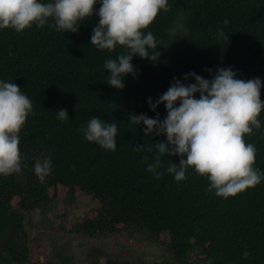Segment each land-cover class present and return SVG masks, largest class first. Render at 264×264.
<instances>
[{
    "label": "trees",
    "instance_id": "obj_1",
    "mask_svg": "<svg viewBox=\"0 0 264 264\" xmlns=\"http://www.w3.org/2000/svg\"><path fill=\"white\" fill-rule=\"evenodd\" d=\"M97 22L93 13L78 21L77 32H58L48 24L19 33L0 30V80L16 83L32 104L19 132L21 173L0 176V262L31 260L27 230L11 199L21 197L45 218L52 203L47 189L60 184L88 186L99 196V215L86 219L80 232H113L119 224L141 242H155L163 233L168 245L178 249L176 264H195L193 255H203L202 264H264V179L224 198L208 191L207 178L191 169L184 180L175 181L165 169L167 160L178 163L179 157L167 155L158 169L163 174L154 178L146 167L153 162L155 142L166 136H144L142 123L136 127L128 122L133 113L155 117L158 112L162 119L164 105L153 112L148 97L155 101L173 77L195 72L210 78L207 69L214 73L217 67H233L240 79L260 77L264 101V0H167V10L159 11L145 29L159 44L158 62L134 56L136 75H126L120 90L104 82L103 64L124 49L117 46L110 52L91 45ZM218 29L226 33L224 38L218 37ZM187 82L194 81L189 77ZM61 108L69 119L56 118ZM92 116L117 124L115 151L84 139L79 129ZM258 119L261 128L244 140L255 146L253 167L264 173V110ZM144 145L152 150H137ZM44 157L52 168L40 182L33 164ZM112 264L139 263L125 259Z\"/></svg>",
    "mask_w": 264,
    "mask_h": 264
},
{
    "label": "clouds",
    "instance_id": "obj_2",
    "mask_svg": "<svg viewBox=\"0 0 264 264\" xmlns=\"http://www.w3.org/2000/svg\"><path fill=\"white\" fill-rule=\"evenodd\" d=\"M99 4L95 9L94 5ZM167 10V0H0V30L11 28L21 32L35 25L48 24L58 32H77L78 21L98 17L92 28L90 44L98 50L113 51L122 46L123 52L114 59H106L107 85L117 90L125 86V76L135 77L136 69L131 63L134 56L158 62L159 45L148 28L157 13ZM51 20V23H49ZM228 23L227 20L224 21ZM218 37L226 33L218 29ZM210 78L195 72L173 77L166 91L153 101L147 98L149 109L155 112L163 104L166 115L161 119L146 113L128 114V122L141 129L144 136H166L154 144L153 162L146 171L159 178L163 173L162 156H178L179 162L167 160L165 171L177 182L186 178L191 169L209 181L207 190L217 196H235L264 179V173L253 167L255 146L245 143L244 135L261 128L259 114L264 110L260 98V77L238 78L233 67H217ZM189 77L194 82H187ZM198 94V95H197ZM32 112L30 99L14 82L0 80V176L20 174L22 157L19 150V132ZM56 112L60 121L69 119L67 111ZM85 140L101 148L115 151L118 128L115 122H107L92 116L79 129ZM137 150L150 147L137 146ZM50 158L38 159L33 172L44 182L51 172Z\"/></svg>",
    "mask_w": 264,
    "mask_h": 264
},
{
    "label": "rangeland",
    "instance_id": "obj_3",
    "mask_svg": "<svg viewBox=\"0 0 264 264\" xmlns=\"http://www.w3.org/2000/svg\"><path fill=\"white\" fill-rule=\"evenodd\" d=\"M176 29L183 31L182 27ZM47 197L52 203L45 218L40 209L19 196L10 201L27 230L30 264H112L125 259L139 264H176L178 249L168 245L169 237L163 233L155 242H141L131 239L119 224L113 232L93 236L80 232L86 219L99 215V196L88 186H51ZM202 259L203 255H193L191 261L202 264Z\"/></svg>",
    "mask_w": 264,
    "mask_h": 264
},
{
    "label": "water",
    "instance_id": "obj_4",
    "mask_svg": "<svg viewBox=\"0 0 264 264\" xmlns=\"http://www.w3.org/2000/svg\"><path fill=\"white\" fill-rule=\"evenodd\" d=\"M0 264H4V263L0 262Z\"/></svg>",
    "mask_w": 264,
    "mask_h": 264
}]
</instances>
